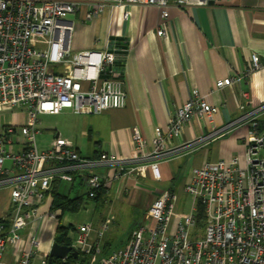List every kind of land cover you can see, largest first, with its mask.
<instances>
[{
    "label": "built area",
    "instance_id": "built-area-1",
    "mask_svg": "<svg viewBox=\"0 0 264 264\" xmlns=\"http://www.w3.org/2000/svg\"><path fill=\"white\" fill-rule=\"evenodd\" d=\"M214 1L0 0V114L14 108H23L28 114L26 124L0 129V188L9 190L13 203L10 224L0 222V264L8 250L14 257L12 264H39L35 262L40 246L38 232L45 216L38 213L55 181L72 186L79 176L86 197L92 200L102 188L122 176L129 161L112 153L87 159L63 138H56L49 150L37 148L36 125L40 114H59L66 109L99 114L126 105L120 50L113 42L106 50L72 52L71 16L87 6L85 18L93 20L108 6L137 4L160 9L166 19L171 2L185 7ZM128 17L126 11L124 18ZM158 35H165L164 22ZM122 59H126V54ZM56 66H61L59 72ZM263 68L264 60L253 54L250 72ZM232 83V77L218 80L215 89ZM242 95L248 97L246 92ZM263 110L261 106L237 121L215 128L209 135L176 146L174 140L182 136L183 128L193 119L212 122L218 112V107L208 103L195 89L169 120L166 131L155 128L150 153L146 152L148 141L137 131L134 141L142 155L134 160L135 171L150 167L160 179L162 162L203 148L236 126L251 124L244 167L238 158H233L194 168L184 188L194 199V207L178 221L175 231L171 229L178 197L171 190H164L149 207L143 223L133 230L128 243L106 256L103 264H264V123L255 117ZM16 141L23 150L8 151L6 147ZM7 161L13 168L4 166ZM98 167H108V172L98 173ZM197 202L204 207L205 231L203 237L193 239L189 229L196 225ZM29 227V237L25 238L23 232ZM108 228L109 223H103L92 243L91 224L75 226L74 235L71 232L74 247L95 260ZM40 264H47L46 259Z\"/></svg>",
    "mask_w": 264,
    "mask_h": 264
},
{
    "label": "crops",
    "instance_id": "crops-1",
    "mask_svg": "<svg viewBox=\"0 0 264 264\" xmlns=\"http://www.w3.org/2000/svg\"><path fill=\"white\" fill-rule=\"evenodd\" d=\"M87 10L88 7L83 6L71 16L74 24L71 50H93L98 44L106 50L112 47L113 41H124L127 54L122 76L126 105L99 114H80L70 109L59 114H40L37 128L41 123L40 117L61 119L45 120L46 123L52 120L48 126H53L56 134L51 137L48 147L39 149L37 145V148L40 151L49 150L56 138H63L87 159H98L103 153H112L129 160L122 176L104 188L100 201L88 202L87 205L83 203L81 208L86 210L85 218L89 219L93 227L90 236L92 243L96 241L102 224L108 222L109 228L101 242L105 236L112 239L124 230L127 232V244L133 230L142 224L143 217L135 221V227L127 230L120 213L117 214L112 208L116 203L131 205L134 209L146 206V215L164 190L176 193L174 186L181 161H191L193 169L207 162L233 158H238L242 167L246 165V138L250 123L236 126L203 148L181 153L162 162L160 179L154 176L150 167L145 171H135L137 163L134 160L142 154L136 148L134 136L138 131L148 141L146 152L150 153L155 128L158 126L166 131L169 120L195 89L208 103L218 107V112L212 122L195 118L187 124L182 136L174 140L176 146L206 136L214 128L237 121L243 115L264 106V68L250 72L253 54L260 55L264 60V0H215L208 5L185 7L171 2L166 19L162 18L160 9L137 4L108 6L93 20L85 18ZM126 11L129 13L128 19L124 18ZM163 22L165 35L159 36L158 31ZM99 40L101 42L97 43ZM228 77L233 78L231 86L216 90V82ZM244 92L248 97L242 95ZM6 116L8 118L3 120ZM255 117L264 123V110ZM27 120L26 110L14 108L0 114V129L7 125H24ZM38 134L39 131L36 138ZM8 146L12 152L23 150L22 144L17 141ZM4 166L13 168L10 161ZM106 171L108 167L96 169L98 173ZM79 180L81 178L76 176L72 186L55 181L51 190L57 187L61 194L75 199L77 197H71L70 191L75 185L82 186ZM52 204L53 196L48 192L38 213L39 216H45L38 232L41 246L35 262L39 264L52 248L59 223L66 227L78 225L64 223L63 218L60 220L65 214L61 210L51 211ZM12 209L9 190L0 188V220L9 223ZM30 228L23 232L25 238L29 237ZM111 252L106 253L105 257ZM13 261L12 252L8 251L2 264H12Z\"/></svg>",
    "mask_w": 264,
    "mask_h": 264
},
{
    "label": "rangeland",
    "instance_id": "rangeland-1",
    "mask_svg": "<svg viewBox=\"0 0 264 264\" xmlns=\"http://www.w3.org/2000/svg\"><path fill=\"white\" fill-rule=\"evenodd\" d=\"M96 42L100 43L101 41L99 40ZM38 44L43 45L41 42H39ZM101 47L102 46H99L98 44L97 47L93 48V50L101 51L103 50V48L101 49ZM55 69L59 72L61 70V66H56ZM7 118L8 116L3 118V120H6ZM52 118L53 117H49V116L40 117L41 123L37 128L40 134H38L36 138V142H37L39 149L48 147L51 137H53V135L56 134V132L53 130L54 129L53 126L51 127L48 125H50V122L54 120L55 118L61 119V117H55L54 119ZM47 119H52V120L46 123L45 120ZM6 149L10 152L12 151V148L10 146H7ZM192 170H193V163L191 161H189V163L188 161L187 163L185 161L184 163L183 161H181V166L179 167L178 173L176 174L177 179L175 180V186H174L175 192L178 197V203H177L176 215L172 222V229H171L172 232L175 231L178 221L184 218L185 216H187L188 214H190L194 207V199L192 198V196H190L184 191V188L191 177ZM70 195L71 197L82 196L84 203L86 205L88 204V202H91V203L93 201L95 203L97 202L95 200H89L86 197L85 189L82 186L78 187L77 185H75L73 189L70 191ZM198 203L199 202H197L196 208L198 207ZM112 208L116 210L117 214L120 213V216L124 219L123 226L125 225L127 230L130 229L131 227L136 226L137 223H135V221L137 219H142V217L144 219L145 217L144 213H145L146 206H143V205L142 207L138 206L134 209V206H131V205L121 206L119 203H116L115 205L112 206ZM193 212L195 213V211ZM134 214L136 215L134 216ZM85 216H86V210L83 209L80 212L74 213V214L66 213L65 217H60L59 219L62 220L63 218L64 223H71V224L79 225V224L88 222L89 219L85 218ZM196 216H197V213H196ZM204 231H205V222L198 223L197 219H196V225H194L193 227L189 229L190 236L193 239L203 237ZM71 232H73V235H74L75 230H71L69 233L71 234ZM126 233L127 232H124V230H121V232L117 234L116 236H114L112 239H107L108 236L107 237L105 236L102 242L100 240L101 252L100 254L96 256L95 260H92L91 255L81 252L80 256L84 260L83 263L84 264H103L106 253L110 251L113 252V250L116 251L124 247L123 245L126 244V239H127Z\"/></svg>",
    "mask_w": 264,
    "mask_h": 264
},
{
    "label": "trees",
    "instance_id": "trees-1",
    "mask_svg": "<svg viewBox=\"0 0 264 264\" xmlns=\"http://www.w3.org/2000/svg\"><path fill=\"white\" fill-rule=\"evenodd\" d=\"M116 46L118 47V49L120 50V55H121V61L119 63L124 64L125 59H122V55L127 54V44L122 41V40H118V41H113ZM121 74H122V70H121ZM79 183H82L79 180ZM104 192V188H102L99 192L97 197L95 198V200L100 201L101 197H102V193ZM52 194L53 196V204H52V208L51 211H57V210H61L62 214H66V213H78L81 208H82V204L84 203L83 197H77L75 199L70 198L69 196L63 195L61 194L58 190L57 187L53 188L49 194ZM197 222L198 223H204L205 219H206V215L204 212V207L202 206V204L198 203V207H197ZM60 222V220H59ZM71 230H75V226L70 225L68 227L66 226H62L61 223H59L58 227H57V231H56V235L54 237V243H57L59 245L62 246H71L72 245V240L70 237H68V234ZM81 252H78V255H71L67 258L66 262L63 263L61 260L58 259H53V264H77L78 262H82L83 263V259L81 258Z\"/></svg>",
    "mask_w": 264,
    "mask_h": 264
},
{
    "label": "water",
    "instance_id": "water-1",
    "mask_svg": "<svg viewBox=\"0 0 264 264\" xmlns=\"http://www.w3.org/2000/svg\"><path fill=\"white\" fill-rule=\"evenodd\" d=\"M212 3V2H210ZM69 255H78V251L73 246H62L57 243H53L52 248L48 254V264H53V259L62 260Z\"/></svg>",
    "mask_w": 264,
    "mask_h": 264
},
{
    "label": "bare ground",
    "instance_id": "bare-ground-1",
    "mask_svg": "<svg viewBox=\"0 0 264 264\" xmlns=\"http://www.w3.org/2000/svg\"><path fill=\"white\" fill-rule=\"evenodd\" d=\"M193 120H194V119H193ZM198 120H199V119H198ZM214 129H215V128H214ZM214 129H213V130H214ZM213 130H212V131H213ZM212 131H211V132H212ZM211 132H210V133H211ZM227 132H228V131H227ZM227 132H226V133H227ZM210 133H209V134H210ZM226 133H224V134H226ZM209 134H208V135H209ZM224 134H223V135H224ZM221 136H222V135H221ZM219 137H220V136H219ZM219 137H217V138H219ZM195 139H196V138H195ZM215 139H216V138H214V139H212V140H215ZM193 140H194V139H193ZM212 140H211V141H212ZM208 144H209V143H208ZM208 144H207V145H208ZM9 193H10V192H9ZM97 195H98V193H97ZM79 197H80V196H79ZM96 197H97V196H96ZM96 197H95V198H96ZM10 198H11V196H10ZM95 198H94V199H95ZM94 199H92V200H94ZM84 205H85V204H84ZM0 222H4L6 225H9V224H10V221H9V223H7V222H5V221H3V220H0ZM76 226H77V225H76ZM91 226H92V225H91ZM92 229H93V227H92ZM51 231H53L52 228H51ZM68 237L71 238V240H72V245H71V246L74 247V236H72V235L69 233V234H68ZM40 246H41V241H40ZM40 246H39V249H40ZM74 248H75V247H74ZM75 249H76L78 252L80 251V250L77 249V248H75ZM8 251H10V250H8ZM80 252H81V251H80ZM69 256H71V255H69ZM69 256H68V257H69ZM68 257H67V258H68ZM67 258H65V259H67ZM62 260H64V259H62ZM62 260H61V261H62ZM46 261H47V264H48V256L46 257Z\"/></svg>",
    "mask_w": 264,
    "mask_h": 264
}]
</instances>
